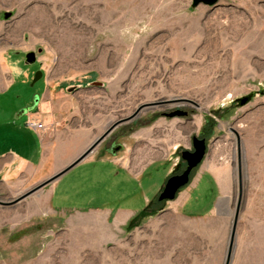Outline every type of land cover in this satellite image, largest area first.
<instances>
[{
  "label": "rangeland",
  "instance_id": "rangeland-1",
  "mask_svg": "<svg viewBox=\"0 0 264 264\" xmlns=\"http://www.w3.org/2000/svg\"><path fill=\"white\" fill-rule=\"evenodd\" d=\"M192 1L0 0V90L12 82L0 93V123L36 106L44 92L39 112L46 117L45 134L70 139L65 159L141 104L174 97L196 103H181L196 109L189 118L162 117L125 143L132 150L137 139H150L147 154L136 150L147 155L144 164L168 159L138 180H126L117 169L105 176L99 172L104 165L90 154L45 190L14 204L1 202L21 197L61 169L18 193L1 191L0 259L41 252L33 264H225L237 217L230 264H264V0L195 7ZM8 11L12 15L6 18ZM30 51L41 60L45 78H36L37 63L26 62ZM90 80L95 86L73 91ZM250 94L240 106L238 98ZM156 111L161 110H144L140 120ZM207 119L214 131L192 179L210 165L222 188L218 193L208 179L196 189L191 180L185 210L198 215H182L171 200L134 218L124 238L105 244L100 253L72 245L84 223L77 221L78 211L145 208L165 185L176 148L191 150L190 137L198 136ZM25 131L35 142V131ZM91 132L94 136L86 138ZM121 153L131 157L129 151ZM59 163L51 158L46 170ZM45 191L65 204L72 218L71 245L57 258L47 244L55 236L50 230L61 222L46 216Z\"/></svg>",
  "mask_w": 264,
  "mask_h": 264
},
{
  "label": "crops",
  "instance_id": "crops-1",
  "mask_svg": "<svg viewBox=\"0 0 264 264\" xmlns=\"http://www.w3.org/2000/svg\"><path fill=\"white\" fill-rule=\"evenodd\" d=\"M11 83L8 86H10ZM8 86L1 89L0 93L7 90ZM44 103L45 101L41 100L39 101V107L36 105L34 108H32L33 106L23 108V110L15 113L13 120L0 123V192L6 190L8 193L13 194L25 190L31 185L39 182L40 179L53 174L55 170H62L85 151L77 150L73 153L74 156L71 155V157L65 159L66 148L70 144V139L62 138L63 135L51 138L45 134V129L38 130L29 124L30 120H38L46 124L45 115L39 112ZM27 128L29 131H35V142L26 137L27 132L25 129ZM85 136L86 138H92L94 133L91 132ZM72 141L74 140H71V142ZM91 154H93L92 157L90 156L93 162L99 160L104 165V168H106V170L100 169L99 172H102L106 176V174H112V171L114 172V169H117L118 171L115 173L119 174L120 171H123V177L129 181L140 179V177H142L148 168L153 164L158 162L167 163V161L154 162L151 160L144 165H137L131 163L128 156L122 153L111 156H101L96 152ZM88 157L82 161L90 159ZM51 158L59 159L62 163L52 165L49 170H46V163ZM173 168L174 166L169 164L166 173L170 174L173 171ZM206 175L207 179H205ZM59 178L53 182L57 181ZM208 179H211L217 186L219 193L222 188V180L218 175L217 170L210 165L200 169L196 176L193 177L192 182L189 185L197 189L205 180ZM41 188V190H45V187ZM36 191H34V193ZM43 195H45L46 202L48 204L46 216L53 217V219H57L61 222L60 225L56 226L57 228L55 227L50 230V232L54 233L55 236L52 243L50 244L48 242L47 244V248L52 247L55 252V254H53V258H57L60 254H64V251H66V249H68L71 245V213L67 214L65 212L66 207L63 206L65 204L56 203L55 197L51 192L48 194L47 191H45ZM189 196L190 192L187 186L183 188L177 195L176 199L173 200L178 202L177 205L180 207L181 214L186 217L198 215L185 210V202ZM135 197L136 195L133 194L131 198ZM149 204L143 209L130 208L116 210L112 208V206L107 205L95 206L92 208H90V206V209L87 211H78L77 221H83L84 223L82 224V227L80 226L75 230L76 240H74V244L72 245L78 249L82 248L90 251L98 250L100 253L101 251H99V248H103L105 244L110 245L111 243L119 241L120 238H124L123 235L126 231V226L142 211L146 210ZM36 254L37 255L33 256L32 254L31 256L25 257L22 253H15L13 257L4 256V258L0 260L5 264H33L34 259H36L41 252H36ZM63 260L54 259V263H56V261L65 262Z\"/></svg>",
  "mask_w": 264,
  "mask_h": 264
},
{
  "label": "flooded vegetation",
  "instance_id": "flooded-vegetation-1",
  "mask_svg": "<svg viewBox=\"0 0 264 264\" xmlns=\"http://www.w3.org/2000/svg\"><path fill=\"white\" fill-rule=\"evenodd\" d=\"M35 63L38 64L37 69H39V72L37 73V75L40 78H45L46 73L41 66L42 65L41 60L37 59V61ZM95 83H97L96 80L87 81L85 84L74 86L73 91H77L81 88H92L93 86H95ZM68 88L69 87L65 86L66 90ZM42 96H43V93L39 97V100L37 103L38 107H39V101H41ZM183 101L191 102L196 106V103L194 101L188 100V99H185L182 97L159 99L157 101L148 102V103H152V104L142 107L138 112H136V110L138 109L139 106L137 107L136 110H134L129 115H127L125 117H121V118L117 119L116 121L112 122L111 124H106V125H104V127H103V125H101L103 127L102 132H100V134L94 138L92 143H94V141L98 138H101V139L98 141V143L96 144L94 149L91 151V153L96 152L98 155H101V156H108V155L111 156V155H117V154L124 152V151L125 152L129 151V153L131 154L129 161L131 163H133V161H134L133 159L136 158L139 161L137 164L144 165V161L147 158L146 154L148 153V151L146 149L149 147L150 139L145 138V137L143 138V140L137 139V143L135 144L136 146H135V148H132V150L131 149L128 150L125 146L126 145L125 143L130 138H132V137L135 138L136 132L140 131L141 129L145 130V129L150 128L152 125H154L155 122L159 121L162 117L169 118V119H174L176 117L189 118V116L193 115V113L196 109L192 106L184 108L183 104H181ZM150 108H156V109L158 108L159 110H161L160 114L156 115L157 111L155 113H153V115H151L150 113H146V115L143 117V119L140 120L143 111L146 109H150ZM178 111H180L181 114H177L175 116L170 115L171 113L178 112ZM213 131H214V125H213V123H211V121H209L207 119V121L203 125L201 132L198 134V137L205 138L207 141L209 139V137L213 134ZM194 137H195V135H192L190 137L191 138L190 143L192 146L191 147L192 151L194 150V146H193ZM92 143L90 145H92ZM134 143L135 142L133 141V144ZM207 143H208V141H207ZM90 145L87 148H89ZM179 146H181V145H179ZM141 149L143 150V152H146V154L140 155V154L136 153L137 152L136 150H141ZM183 151L184 150H181V147H177L176 150L174 151L175 158H177L176 161L172 162V165L174 166L173 170L175 169V172L172 171L170 174H168L166 180L172 174L182 173L183 170L186 168L187 161L183 157ZM177 152H179V153H177ZM171 159H172V157H171ZM166 160H168V159H166V158L165 159H154L153 161L157 162V161H166ZM163 187L156 194L155 198L150 202L149 206L150 205L153 206V205H157V204L158 205L160 204V206H164V203L162 201L158 200V197H159ZM149 206L146 208V210L150 209Z\"/></svg>",
  "mask_w": 264,
  "mask_h": 264
},
{
  "label": "water",
  "instance_id": "water-1",
  "mask_svg": "<svg viewBox=\"0 0 264 264\" xmlns=\"http://www.w3.org/2000/svg\"><path fill=\"white\" fill-rule=\"evenodd\" d=\"M201 3L206 4V5H210V6H217L219 4V0H193L192 6L195 7ZM11 15H12V13L9 11L5 12L6 18H9ZM38 52H42V48H40L38 50ZM36 61H37V55H36L35 51H30V52L26 53V62L27 63L33 64ZM38 77L39 76L37 75L36 78H38ZM252 96H253L252 94L246 95L244 97L238 98L237 101H238L239 105L242 106V105H245L248 101H250ZM150 104H152V103L141 104L138 107V109L136 110V112H138L142 107H144L146 105H150ZM32 108H34V107H32ZM177 114H181L180 111L173 112L170 115L175 116ZM100 139L101 138L96 139L94 141V143H92V145H90L89 148H87L81 155H79L68 166H66L65 168H63L59 172L55 173L51 178H49L45 182L41 183L40 185L36 186L34 189L29 191L28 193L22 195L21 197H19L17 199L7 201V202H1V203L6 204V205L14 204L15 202L21 200L22 198L28 196L30 193L40 189L41 187L45 186L48 183L56 180L57 178H59L60 176H62L63 174H65L66 172L71 170L74 166H76L82 160L87 158L88 155L91 153V151L94 149V147L96 146V144L98 143V141ZM239 145H240V140L238 138V146ZM193 146H194L193 151L192 150H184L183 151V157L187 161L186 168L183 170V172L179 173V174H172L166 180L165 185H164V187H163V189H162V191L158 197V200L162 201L164 204H166L168 201L176 199L179 192L191 182L193 172L201 165V163L203 162V160H204V158L208 152V149H209V144L207 143L206 139L200 138L198 136L194 137ZM173 172H175V169L173 170ZM236 221H237V217L235 218V224L233 227V233H232V237L230 240L228 256H227L225 264H230L231 252H232V248H233L234 234H235V228H236Z\"/></svg>",
  "mask_w": 264,
  "mask_h": 264
},
{
  "label": "built area",
  "instance_id": "built-area-1",
  "mask_svg": "<svg viewBox=\"0 0 264 264\" xmlns=\"http://www.w3.org/2000/svg\"><path fill=\"white\" fill-rule=\"evenodd\" d=\"M29 124L32 127H34L35 129H38V130L44 129V127H45V124L43 122H41V121H38V120H30Z\"/></svg>",
  "mask_w": 264,
  "mask_h": 264
},
{
  "label": "trees",
  "instance_id": "trees-1",
  "mask_svg": "<svg viewBox=\"0 0 264 264\" xmlns=\"http://www.w3.org/2000/svg\"><path fill=\"white\" fill-rule=\"evenodd\" d=\"M149 208H151V205L149 206ZM147 210H149V209H147ZM147 210H144V211H142L136 218H138L140 215L141 216H145V215H147ZM135 218V219H136Z\"/></svg>",
  "mask_w": 264,
  "mask_h": 264
}]
</instances>
